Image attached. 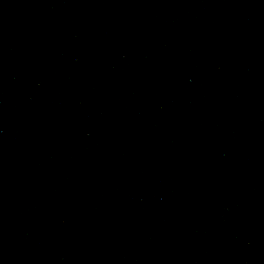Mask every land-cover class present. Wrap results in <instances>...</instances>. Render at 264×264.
Here are the masks:
<instances>
[{
  "label": "water",
  "instance_id": "1",
  "mask_svg": "<svg viewBox=\"0 0 264 264\" xmlns=\"http://www.w3.org/2000/svg\"><path fill=\"white\" fill-rule=\"evenodd\" d=\"M264 1V0H263Z\"/></svg>",
  "mask_w": 264,
  "mask_h": 264
}]
</instances>
